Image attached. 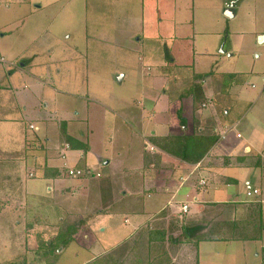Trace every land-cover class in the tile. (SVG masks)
I'll return each mask as SVG.
<instances>
[{"label": "rangeland", "instance_id": "374dc122", "mask_svg": "<svg viewBox=\"0 0 264 264\" xmlns=\"http://www.w3.org/2000/svg\"><path fill=\"white\" fill-rule=\"evenodd\" d=\"M141 4V0H0V36L7 30L21 34L27 32L31 37L40 35L41 40L28 50L25 61L32 51L45 45L59 51L56 40H61L60 43L68 49L78 46L80 57L73 62L77 65L76 73L67 75L69 83L65 88L57 86L58 90H65L64 94L54 93L63 108L59 107L67 113L75 115L78 112L81 119L86 112L90 114L91 137L106 143L101 158L117 154L119 149L120 166L137 163V156L145 151V141L136 132L135 124L134 129L129 126L130 121L129 125L126 124L125 105L127 108L133 99L146 96L147 99L162 97L163 103L167 104L165 107L175 106V101L187 88L189 80L183 77L190 71L186 68L178 69L179 73L176 70L171 81L154 79L158 70L156 62L168 61L166 50L172 51L174 45V52L179 55L193 57L195 53L197 70L216 75H243L233 89L231 106L227 105L225 109L235 113L229 116V123L240 121L236 130L245 140L252 130L248 113L264 119V0H145L144 6ZM229 11L233 13L232 17L227 16ZM156 47L158 49L153 54ZM221 50L228 53L222 54ZM179 55L174 57L180 64ZM183 63L192 65L188 61ZM48 76L52 78L55 73L49 72ZM75 77L77 83L73 84ZM163 91L169 100L163 98ZM159 93L162 95L158 97ZM252 103L257 105L250 112ZM114 114L115 120H106L105 117ZM158 116L159 119L165 118L161 114ZM82 122L87 128L90 125L85 119ZM78 127L80 133L75 136L79 139L73 137V141L66 144L78 147L77 142H81L89 147L85 141L88 135L83 130L84 124H78ZM255 127L257 129L258 124ZM61 129L65 131L62 124ZM64 141V137L54 138L53 148L42 143L41 139L31 142L28 151L41 150L45 167L39 165L34 153L21 156L24 161L21 165L19 156L8 159L7 155L0 153V264H48L41 255L46 242H55V238L70 225L78 230L73 237L74 243L54 252L53 259L58 264H87L93 259H98L99 264H109L106 252L137 230L129 234L130 226H126L125 218L117 212L101 213L110 206L111 189L117 188L116 198L122 195L123 188L119 190L112 176L120 174L117 168L105 172L101 161L97 168L101 175L97 174V179L72 178L69 170L86 168V164L81 153L73 154L75 166L64 167V160L59 162L61 149L66 146ZM59 146L62 147L57 149ZM81 170L86 172V169ZM48 174L56 175V185L51 183L48 185L50 191L44 189L32 194L26 184L32 180H45ZM129 182L132 184L131 180ZM246 194L244 186L240 197H247ZM131 198L124 199L119 210L128 211L127 219L133 222L130 211L135 210L132 208L135 201ZM247 198L256 200L249 195ZM165 203L164 196H155L147 209L162 212ZM249 204H244L247 212H250ZM174 210L179 212L176 207ZM212 210L220 209H210L207 215H212ZM154 215L149 213L146 222L154 220ZM174 222L169 216L156 224L171 229L179 225H173ZM224 234L228 237L226 232ZM129 243L136 247L132 240ZM257 246L256 242L205 243L201 247L202 264H259L255 255ZM121 250L114 252V259L120 264L126 257L125 264H135L137 253L143 259L140 248L122 255ZM196 251L194 246L178 248L172 254L175 264H196ZM120 256L124 258L120 260ZM191 256L194 259L189 262Z\"/></svg>", "mask_w": 264, "mask_h": 264}, {"label": "crops", "instance_id": "0c3cea01", "mask_svg": "<svg viewBox=\"0 0 264 264\" xmlns=\"http://www.w3.org/2000/svg\"><path fill=\"white\" fill-rule=\"evenodd\" d=\"M141 3L144 6L145 0H141ZM136 13L139 15L138 12ZM40 40V35L31 37L27 32L21 34L13 30H7L1 33L0 153L7 155L8 159L12 156H19L20 165L24 162L21 156H24V154L26 156V153L28 155L34 153V158L39 159V165L45 167L42 151H28L29 145L34 140L41 139L42 143L53 148V139L64 137L63 144L66 146L61 149V157L59 156V162L63 163L64 160V167H70L69 164L75 166L73 154L81 153L80 157L85 161L86 168L80 169H89L101 175V172L97 169L101 161H103L105 172H108L111 168H117L116 170L120 174H112V176L114 181H117L116 185L120 183L121 188L125 189L124 194H127L130 190V192L140 194L142 197L143 194L150 192L143 197V206L137 207L139 210L143 208L144 213L132 215L133 222L127 219L129 218L128 211L118 214L125 218L124 223H126V226H130L129 234L138 229L142 222H146L149 213H156L147 209L155 196L166 198V203L161 211L170 208L175 209L176 207L181 213L182 207L188 205L190 210L188 209L187 215L192 217L202 211V205L218 204L217 208L225 213L220 219L227 222L231 221L228 225L229 228L231 225L235 226L230 228L231 231H238V237L258 238V240H232L210 243L256 242L258 246L255 249V255L259 258V264H263L264 119H261L259 115L254 118L253 115L248 113L252 130L248 132V137L243 140V134L236 130L240 125V121L229 123V116L235 113L225 109L227 105L231 106L229 101L233 89L243 78V75H216L213 72L197 70L195 53H193V57L191 55H179V53L174 52L175 45L172 51L167 49L168 61L156 62L158 70L154 73V79L167 78L171 81L176 70L179 73L178 69L186 68L190 73H187V76L183 78L186 79L187 77V80H189L188 86L180 98L175 101V106L165 107L167 104L163 103L162 97L147 99L146 96L141 99H133L127 108L125 105L124 110L128 117V119L126 117V124L130 121V125H128L132 129L135 128L134 124L137 126L135 130H137L136 132L141 139L145 141V151L142 152V155L139 153L137 163H124L120 166L119 149L116 152L118 155L111 153L108 158H101L104 155L103 147L106 143L104 140L98 141L91 137L93 133L90 134V131L93 127L90 122V114L86 112V116L81 119L78 112L75 115L67 113L60 108L62 107L61 103L54 93L55 91L57 94H64L63 91L65 90H58L57 86L60 85L65 88L69 83L67 75L76 73L77 65L73 62L79 60L80 57L78 46H71L68 49L60 43L61 40H56L59 43L60 54L59 51H55L53 48L50 49V46L45 45L38 51H32L28 60L25 61L28 50L32 46L35 47V44ZM174 43L176 44V41ZM65 44L69 45L68 43ZM11 45L21 47L14 46L15 48H12ZM157 49L158 47L154 49L153 54ZM160 50L163 54L161 43ZM55 52H58V54H55ZM227 53L225 50L222 54ZM177 54L180 57V64L174 57ZM184 61L191 62L192 65L188 66L183 63ZM49 72H54L55 76L49 77ZM262 81L264 91V78ZM72 83H77V77L72 80ZM81 83L83 84L82 81ZM88 84L87 81V86ZM191 88H196V93L199 96L197 98L198 103L194 99L195 97L187 96L186 92ZM70 90L73 89L70 88ZM163 93V98L167 100V93L164 91ZM160 94L162 95V93H159L158 97ZM182 95L186 98H183ZM258 100L255 102H258ZM45 101H48V103ZM207 101L211 103L205 104ZM12 104L13 106H11ZM256 105L257 103L251 105L250 112L254 110ZM231 111H234V109L231 108ZM110 112L113 113L114 111ZM159 114L165 116V118L159 119ZM115 116L116 114L112 116L113 118L110 116L105 118L106 120H115ZM84 119L90 124L88 128L86 123L82 122ZM61 124L65 126V131H62ZM78 124H84L83 130L88 135L85 141L89 147L81 142H77L78 147H74V145L71 147L66 144L67 141L72 142L73 137H77L75 135L80 133ZM256 124H258L257 129ZM111 131L113 132V129ZM213 135L218 137V141L208 150L206 142L203 143L202 139L205 140ZM77 138L79 139V137ZM61 147L59 146L57 149ZM174 151L176 152L174 153ZM186 152L187 155L184 158ZM200 159L201 161L197 162ZM114 164L115 166H113ZM103 170L101 171L103 172ZM53 175L55 174H48L45 180L29 181L26 186L32 194L44 191V189L50 191L51 187L48 185L51 183L56 185L58 182L54 181ZM129 180L132 181V184ZM200 181L207 182V184L203 188H199L196 183L199 182L201 185ZM244 186L247 197L249 192L257 190L258 201L262 200L263 202L262 225L258 226L260 224L257 223L258 228L249 225L250 221L254 222L255 218L258 217L252 212H247L245 208L244 204L252 201V199L240 197ZM131 199H133V202L135 201V206H139V202H142L140 197L132 196ZM245 219L249 223L246 221V223H236V221L243 222ZM253 228L260 230H257L258 233L254 234ZM205 243L208 242L201 243L198 247L199 264L203 263L201 260V247Z\"/></svg>", "mask_w": 264, "mask_h": 264}, {"label": "trees", "instance_id": "16d2710c", "mask_svg": "<svg viewBox=\"0 0 264 264\" xmlns=\"http://www.w3.org/2000/svg\"><path fill=\"white\" fill-rule=\"evenodd\" d=\"M186 93H187V96L195 97L194 99L198 103L197 98L199 96H198V93H196V88H191ZM203 101H205V99H203ZM202 141L203 143L206 142L207 149L209 150L217 143L218 137L213 135L212 137H207V139L205 140L203 138ZM184 144H188V143H184ZM175 152L176 151H174V153ZM186 155H187V152L184 158H186ZM200 161L201 159L198 160L197 162H200ZM65 173H66V170H65ZM62 174L64 175V173ZM54 176L56 175L52 176L55 179ZM78 178L83 179V180L97 179V173H94V171L92 170L86 169V172L84 173V175ZM206 184L207 182H205V185ZM117 186H119V190H121L120 183H118ZM196 186L199 188L204 187L200 185L199 182L196 183ZM124 191L125 189L122 190V193H121L122 195L116 198V195L118 193L117 188L110 190V197H109L111 200L110 206H108L105 209V211L104 209L102 210V212L100 211L102 215H107L113 212H117L120 214L121 213L120 210L122 208L120 206L122 204V201L124 199L129 198V196L140 197V199L142 200V202H139L138 204L139 206H132V208L135 210L130 211V213L132 215L144 213L143 208H141L140 210L139 208L140 206L141 207L143 206V201H144L143 197L147 195V193L149 192H147L146 194H143V196L141 197L140 194H136L135 192H128L127 194H124L125 193ZM250 203H251L249 204L250 212L254 213L258 218H255L256 220L254 222L250 221L249 225L251 227L252 226L257 227V223H259L260 225L258 226H261L262 225L261 219H262V203L263 202L262 200L258 201V197H257L256 200L250 201ZM202 207H203L202 211L194 215L193 217L188 216L187 215L188 213L184 215L179 212L177 213L172 208L168 210L166 209L160 212L159 214L155 213V215L153 216V219L154 220L157 219V220L155 221L150 220L146 222L145 224L140 225V227L130 237L126 238L124 241L120 242L118 245H116L115 247L111 248L108 252H106V255H107L106 257L109 260L108 263L109 264H120L117 259H114L115 257L114 252L120 251L122 249L121 251L123 252H121V255L122 253L128 252V251H133L134 253L136 251L135 248L137 247V249L140 248L141 253L143 255L142 257L143 259L141 260L139 254L137 253L135 264H142V262L144 264H175L176 259H174L173 255L178 251V248L182 246H194V248H196L197 250L196 251V264H199L200 262H199L198 247L201 243L224 242V241L227 242V241H232V240H236V241L238 240L239 241L258 240V238L249 239V238H244V237L243 238L238 237L239 235L238 231L230 230V228L235 227V226L231 225L230 228L228 227L231 221L224 222L226 220L223 221L220 219L223 217V214H225L220 210L219 211L212 210L211 211L212 215L210 216L207 215L208 213L210 214L209 212L210 209H217L218 204L216 205L212 203L209 205H202ZM189 210H190V207H189ZM169 216H171V218L173 217V220L175 221L173 225L175 224H179V225L178 226L175 225V227H171L170 229L169 226L164 228L156 224L158 220H161V219L165 220ZM245 220L243 222H245ZM236 223L240 224L242 222L236 221ZM173 225L171 224V226ZM227 227H228L227 232L229 235L228 237H225L224 233L226 232ZM253 230L255 231L254 234H257L260 229H257L258 230L257 231L255 230V228H253ZM76 233H78V230L75 229L73 225H70L66 228L65 231H62L55 238L56 244L55 242H50V241L46 242L45 249L41 255L43 256V258H45V260H47L48 264H58V261H56V259L54 260L51 255L54 252H57L60 248L62 247L68 248L71 244H73L74 243L73 237ZM131 240L133 241L134 244H136L135 248L133 245L132 246L130 245L129 242ZM123 249H127V250L124 251ZM109 253L113 257L110 255L108 256ZM263 257H264V249H263ZM119 258L121 260L124 257L120 256ZM126 258H124V261L122 264H125L127 262V260H125ZM193 259H194L193 257L190 258L189 262H191ZM99 261H102V260H99ZM87 264H99V262H98V259H93ZM263 264H264V260H263Z\"/></svg>", "mask_w": 264, "mask_h": 264}, {"label": "built area", "instance_id": "2783aa9c", "mask_svg": "<svg viewBox=\"0 0 264 264\" xmlns=\"http://www.w3.org/2000/svg\"><path fill=\"white\" fill-rule=\"evenodd\" d=\"M68 173H69V175L72 178H78V177L83 176L85 172L83 170H81V169H73V170H69ZM98 176H100V175L98 174ZM201 185L204 186L205 185V182L202 181L201 182ZM257 194H258V191L257 190H253V191H251V192L248 193L249 196H252L251 198L256 197ZM188 209H189V207L187 205H184L182 207V209H181V213L187 214L188 213Z\"/></svg>", "mask_w": 264, "mask_h": 264}, {"label": "water", "instance_id": "95a60500", "mask_svg": "<svg viewBox=\"0 0 264 264\" xmlns=\"http://www.w3.org/2000/svg\"><path fill=\"white\" fill-rule=\"evenodd\" d=\"M227 16L232 17L233 16V13L231 11H229V12H227ZM221 52L223 53L224 51L221 50Z\"/></svg>", "mask_w": 264, "mask_h": 264}]
</instances>
